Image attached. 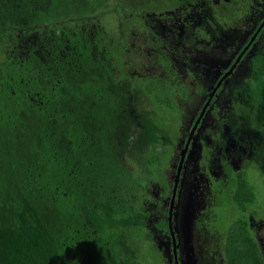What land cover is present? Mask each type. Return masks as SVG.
<instances>
[{
	"label": "trees",
	"instance_id": "1",
	"mask_svg": "<svg viewBox=\"0 0 264 264\" xmlns=\"http://www.w3.org/2000/svg\"><path fill=\"white\" fill-rule=\"evenodd\" d=\"M185 3L0 0V264H142L149 226L172 239L167 168L195 95L166 56L162 76L134 69L129 19ZM116 6L108 29L100 17ZM229 97L205 133L204 192L220 163L240 213L225 264H264L245 214L257 205L246 167L264 173V44ZM234 141L241 151L218 153Z\"/></svg>",
	"mask_w": 264,
	"mask_h": 264
},
{
	"label": "rangeland",
	"instance_id": "2",
	"mask_svg": "<svg viewBox=\"0 0 264 264\" xmlns=\"http://www.w3.org/2000/svg\"><path fill=\"white\" fill-rule=\"evenodd\" d=\"M186 11L183 13L180 12L181 14L178 12V14L171 19L172 22L170 21L169 23L165 21L159 22L151 12L140 18L134 17L129 19V24L132 26L129 38L132 43L131 48H133L135 54L143 56L140 61H136L135 70H142L145 74L150 75V73L154 71V68L158 66H155V63L150 60L155 43L158 44L157 47L161 50L160 53L167 51L171 56L176 52L179 54L187 50L186 45L188 44L189 37L193 34L190 24L196 22L198 10L194 8ZM119 17L120 13L118 11V6H116L112 13H103L100 20L109 29L121 25ZM253 21V25H255L257 21ZM247 25L249 26V24ZM165 26L167 27L166 32H164ZM155 28L160 30V32L156 36L157 42H151V36L155 37L153 33ZM235 35V39H237L238 36L241 35L240 31L236 30L230 34L232 40H234ZM260 43L261 41L251 50L248 60L256 53ZM166 44H168L167 49L164 46ZM225 45L227 46V42ZM225 53L226 50L221 49L220 55L223 56ZM216 56H218V53L212 50L210 59L213 60ZM157 60L158 58H156V61ZM246 62L241 64L236 72L227 80L225 87L219 92L216 102L221 110L228 106L229 91L236 83L244 78L243 75L245 71L247 69L249 70L245 64ZM184 67L181 68L183 69L182 72H186L188 77H191V73L194 76H198L190 70L187 72L186 69H189L187 64H184ZM210 77L211 76L205 77L207 82ZM200 81L198 76V78L190 84H192L193 87ZM210 86L211 85L206 84L205 88H209ZM206 94L207 93L204 95ZM194 98L195 100L191 101L188 107L189 109L187 108L184 114V123L179 131L178 143L167 168V181L170 190L163 199L161 207L163 211L169 208L176 169L178 167L182 146L185 143L184 139L193 125L203 95L198 94ZM217 122L218 118L214 117L211 112H208L197 133V141L193 149L189 152L190 155L183 170L175 214L176 231L180 240V264H225L224 254L220 249L224 244V234L237 220V214H240L234 202L231 203V198H229L233 193L235 182L231 181L230 178L226 180V177L217 179L216 176L220 177V175H222L221 169L216 171L218 175H214V179H217V181L213 183L214 189L212 188L209 194L204 192V190L207 189L208 191L210 188L208 184L211 180L204 174L205 158L203 159L202 157L203 152H201L199 137L200 134L208 128L216 126ZM251 165L253 164H249L246 167L248 171L247 176L250 179L249 181L255 186L254 192L257 195V205L256 207L250 206L245 214L251 222L253 233L256 234L260 244H262L263 241L262 236L260 237V233L263 232L264 234V173L255 168V165V167ZM213 166L215 167V165ZM255 169L258 170V173ZM160 187L162 186L155 185L156 190L154 194L157 195V190H159ZM150 204L152 207L157 206L155 203ZM253 211H256L255 215ZM149 227L151 228L150 235H152V237H150L149 232H146L144 233L143 241H141V250L144 252L143 258H145V262L141 261L142 264H174L175 259L171 236L167 232L159 233L156 226L151 225ZM144 231H148V228L145 227ZM262 250L264 254V248H262Z\"/></svg>",
	"mask_w": 264,
	"mask_h": 264
},
{
	"label": "flooded vegetation",
	"instance_id": "3",
	"mask_svg": "<svg viewBox=\"0 0 264 264\" xmlns=\"http://www.w3.org/2000/svg\"><path fill=\"white\" fill-rule=\"evenodd\" d=\"M209 1H211L212 4L206 5L207 3L206 0H186V3L183 6L178 5L173 9L165 7V10L162 12H157V11L152 12L153 15L159 20V22L165 21L169 23L171 19H173V16L177 15L178 12L179 14H181L185 12L186 10L194 9V8L198 10V13L196 15V18H197L196 22L190 24L191 31L193 32V34L189 37L188 44L186 45L187 50L185 52H180L179 54L176 52L174 53L175 56L174 55L171 56L167 51H163V53H160L161 50L158 49L157 47L158 44L155 43L157 42L156 36L159 34L160 30L155 28V31H153V33L155 34V37L151 36L152 37L151 42L155 41L154 42L155 45H154V49H152L154 51L152 53V57H150V60L151 62L153 61L155 63V66L156 65L158 66L154 68V71L151 72L150 74L161 75V76L164 75L166 71L164 69V64H162L161 58L162 56H166L171 61L172 66L176 67L178 71L180 70L179 72L183 70L181 68L184 67V64H187L189 68V69H186L187 72H189V70L192 71L195 75H198L199 80H201L200 82H198L197 85H194L192 87V84L190 83L196 80L198 76H194L190 72L191 77H188L186 72L185 73L182 72L181 76L183 80L190 85L189 90L191 94L195 96L198 94L203 95L202 101L200 103V106L203 104L202 106L203 108L200 114H199V110L196 113L193 125L189 133L184 139L185 143L182 146V149L185 147L186 142L191 134V131L194 125L196 124V121L200 117L203 109L205 108L208 100L210 99L211 93L218 87L215 95L213 96L211 100L210 105L208 106L204 116L202 117L195 131V135L191 141L189 152L190 150L193 149L197 141L196 140L197 133L200 130L201 125L203 124V121L206 115L208 114V112H211L214 115V117L218 118V122H219V117L217 115H220L222 110L217 105L216 99H217L219 92L225 87L227 80L236 72V70L241 66L243 62L247 61L245 64L249 68V70L247 69L245 71V74L243 75L244 78L232 87V89L229 91V93H231L233 92V89L235 87H237L239 84H242V82L246 80V77L249 74V71L251 70L253 57L257 55L261 46L264 44V27L257 34L259 27L264 22V0H209ZM227 3H229L230 5H226ZM222 9L228 10V12L224 14L223 20L221 19V15H220ZM253 20L257 21L255 25H253L254 23ZM247 24H249V26ZM166 26L164 28V32L167 31ZM236 30L240 31L241 35H239L238 38L240 37L241 38L235 39L236 37L235 35L234 40H232L230 34ZM256 34L257 36H256L255 41L251 43L249 49L243 55L239 64L234 69L233 73L230 76H228L223 82H221L224 75L234 65L238 57L242 54L243 50L250 44L252 37H254ZM259 41H261L259 48L257 49L256 53L248 60V56L251 50L257 45ZM226 42H227V46L225 45ZM164 46L167 49L168 44ZM221 49L226 50V53L223 56L220 55ZM212 50L218 53V56H216L213 60L210 59ZM136 56H137V61H140V59H142L143 57L140 54L139 55L136 54ZM156 58H158L157 61H156ZM178 58L180 59V62ZM137 71L139 72V74H145L144 72H142V70H137ZM206 76L207 77L211 76L208 82L205 79ZM206 84L211 85V86L209 88H205ZM205 93L207 94L204 95ZM195 96H192V101L195 100L194 98ZM229 100L231 101L230 97H229ZM215 107L218 108L216 112L213 111ZM214 127L215 126L210 127V128H214ZM208 129L204 131L202 134H200V137H199V142L201 145V152H203V156H202L203 159H204L206 142L207 141L210 142L211 140L210 135L208 134L205 135ZM252 145L253 144L248 145V146L252 148L251 147ZM223 150L226 152L230 151V154H231L232 152H237V150L241 151L242 145L237 144L234 141L231 144H229V146L227 145L225 148L220 147L218 149V153L221 154ZM243 150L246 152L247 147L243 148ZM189 152H188L186 161L189 158V155H190ZM180 160H181V153H180V159L178 162V167L176 169V176H177ZM186 161H185V164H186ZM185 164H184V167H185ZM184 167H183V170H184ZM215 169L216 170L214 171L211 170L212 175L217 174L216 171L221 169L222 175H220V177L219 176H216V177L217 178H221L222 176L223 178L226 177V172L220 163L215 166ZM183 170H182V174H183ZM182 174H181V179H182ZM176 176L174 179L173 187L175 184ZM180 183H179V186H180ZM178 191H179V188H178ZM178 191H177V197H176V205L178 202L177 201ZM172 195H173V188H172ZM171 199H172V196H171ZM175 214H176V207H175ZM174 225L176 227L175 218H174ZM179 242H180L179 235H177L178 252H179ZM172 247H173V242H172ZM179 259L181 263L180 252H179ZM174 263H175V260H174Z\"/></svg>",
	"mask_w": 264,
	"mask_h": 264
},
{
	"label": "water",
	"instance_id": "4",
	"mask_svg": "<svg viewBox=\"0 0 264 264\" xmlns=\"http://www.w3.org/2000/svg\"><path fill=\"white\" fill-rule=\"evenodd\" d=\"M263 27H264V22L259 27L257 34L263 29ZM257 34L254 37H252L250 44L243 50L242 54L238 57V59L234 63V65L224 75V77L222 78L221 82H223L228 76H230L233 73L234 69L239 64L241 58L246 53V51L249 49L251 43H253L255 41ZM217 88L211 93L210 99L208 100V102H207L205 108L203 109L200 117L196 121V124L194 125V127H193V129L191 131V134H190V136H189V138H188V140L186 142L185 147L181 151V160H180V163H179V168H178V172H177L175 184H174V187H173V195H172V199H171V203H170V208H169V227H170L171 235H172L173 252H174V259H175V263L176 264H180L179 252H178V243H177V231H176V227L174 225L177 191H178V188H179V183L181 181L182 170H183V167H184V164H185V161H186V158H187L189 149H190L191 141H192V139H193V137L195 135V131H196V129H197V127H198V125H199L202 117L204 116V114H205L208 106L211 103V100H212L213 96L215 95V93L217 91Z\"/></svg>",
	"mask_w": 264,
	"mask_h": 264
}]
</instances>
